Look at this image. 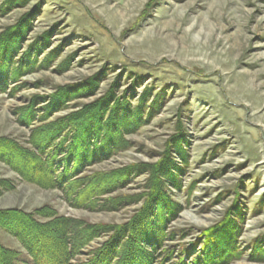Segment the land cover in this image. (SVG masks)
<instances>
[{"label": "rangeland", "instance_id": "374dc122", "mask_svg": "<svg viewBox=\"0 0 264 264\" xmlns=\"http://www.w3.org/2000/svg\"><path fill=\"white\" fill-rule=\"evenodd\" d=\"M6 1L0 35L9 38L23 21L30 26L13 58L17 65L24 59L23 72L0 65V77L7 75L0 148L37 154L29 142L48 143L42 125L84 106L98 110L111 96L134 108L149 90L156 109L110 155L84 168L78 177L87 180L78 188L41 189L0 161V180L13 187L0 195V210L51 211L86 230L123 225L144 205L147 170L170 157L181 136L184 161L171 155L182 171L177 187L160 181L176 209L165 215L153 264H264V0H29L11 10ZM30 47L44 48L29 55ZM71 92L75 98L42 122V110ZM103 188L110 190L99 194ZM85 189L94 190L89 203ZM226 222L239 233L229 254L201 256L202 232ZM103 241L96 238L71 264L86 261ZM0 244L16 253L14 264H32L1 228Z\"/></svg>", "mask_w": 264, "mask_h": 264}, {"label": "trees", "instance_id": "16d2710c", "mask_svg": "<svg viewBox=\"0 0 264 264\" xmlns=\"http://www.w3.org/2000/svg\"><path fill=\"white\" fill-rule=\"evenodd\" d=\"M28 2L29 0H8L3 6L6 5L7 10H11L18 4L24 6ZM29 26L27 21H23L16 31L13 29L11 35H7L9 38H4L3 34L0 35V65H15L16 70L13 71L17 75L23 72L19 70L23 68L21 64L24 59L20 61L21 64L17 65L13 58ZM44 47L38 49L30 47L29 55L33 50H36L35 55H37V52L43 50ZM25 62L29 66L34 64L29 63L28 60ZM6 76L0 77V86L4 84ZM150 93L149 90L143 91L134 108L127 102V99L117 100L111 96L97 106L98 110L91 109L93 107L89 105L70 113L67 117H59L38 129L48 136V143L41 145L37 139L31 138L29 144L37 150V154L31 149L23 150L16 146H6L8 149L0 148V161L9 165L24 181L41 189H56L65 192L68 186L78 188L80 183L87 180V178L78 177L85 167L92 164L94 160H101L102 157L110 155L121 142V136L126 134L131 127L137 128L145 122L142 120L144 116L146 119L151 118V112L156 109L154 107L156 100L154 101V97L150 103L152 99ZM73 98L75 96L71 92L67 94V101L55 102V106L43 109L42 111H46L48 116L41 118L42 122L62 111L63 104ZM93 115L97 117L95 121ZM63 134H65L64 139L59 141L58 138H61ZM184 143L182 137H178L172 146L173 153L171 154L183 161ZM44 149L46 154L43 155L42 150ZM171 155L147 170L151 178L144 205L138 215L123 225L103 226L97 231L96 229L86 230L76 221L57 217L51 211L40 209L34 214H26L12 209L0 210V228L22 245L32 264H71L74 257L79 255L86 246L102 236L105 237V241L96 249L87 251L88 258L81 264H153V253L161 247L163 242L165 215L172 214L176 209L165 195L160 183V181L167 180L168 184L177 187L176 175L182 171H180V166L173 163ZM12 189L13 187L6 180H0V195ZM109 190L103 188L98 193H107ZM93 191V189H85L82 193L88 203ZM99 194L97 195H103ZM126 203L127 205L135 204L136 201ZM39 218L49 219V221L38 223L36 219ZM233 225L226 222L220 226V229L213 227L203 231L201 236L206 240V246L210 245V247H203L200 251V253L203 252L201 256L210 259L213 256H222L223 253L229 254L239 234L238 229L234 232L235 226ZM17 258L16 253L0 244V264H14Z\"/></svg>", "mask_w": 264, "mask_h": 264}]
</instances>
